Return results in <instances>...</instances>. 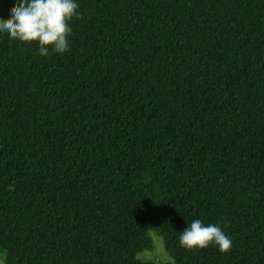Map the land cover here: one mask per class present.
<instances>
[{
	"label": "trees",
	"instance_id": "obj_1",
	"mask_svg": "<svg viewBox=\"0 0 264 264\" xmlns=\"http://www.w3.org/2000/svg\"><path fill=\"white\" fill-rule=\"evenodd\" d=\"M75 2L63 54L0 32L3 263L264 264V0Z\"/></svg>",
	"mask_w": 264,
	"mask_h": 264
},
{
	"label": "clouds",
	"instance_id": "obj_2",
	"mask_svg": "<svg viewBox=\"0 0 264 264\" xmlns=\"http://www.w3.org/2000/svg\"><path fill=\"white\" fill-rule=\"evenodd\" d=\"M77 9L75 0H16L10 18L0 19V32L21 43L38 44L41 55H47L49 49L63 54L69 48V21L74 16L79 18ZM179 244L188 251L214 244L221 253H227L232 240L219 224L205 226L196 219L181 232Z\"/></svg>",
	"mask_w": 264,
	"mask_h": 264
},
{
	"label": "rangeland",
	"instance_id": "obj_3",
	"mask_svg": "<svg viewBox=\"0 0 264 264\" xmlns=\"http://www.w3.org/2000/svg\"><path fill=\"white\" fill-rule=\"evenodd\" d=\"M13 5V0H0V15L7 9L11 8ZM148 236L152 243V249L150 251H143L138 256L137 259L142 263H169L171 262L170 257L166 253L162 238L159 237L155 232L149 231ZM0 264L3 263V256L0 253Z\"/></svg>",
	"mask_w": 264,
	"mask_h": 264
}]
</instances>
